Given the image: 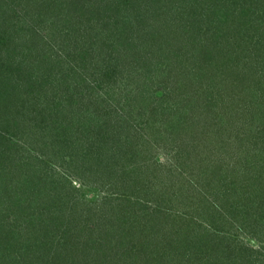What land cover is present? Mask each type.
Here are the masks:
<instances>
[{
  "label": "trees",
  "instance_id": "1",
  "mask_svg": "<svg viewBox=\"0 0 264 264\" xmlns=\"http://www.w3.org/2000/svg\"><path fill=\"white\" fill-rule=\"evenodd\" d=\"M253 1L255 0H143L142 4L156 7L161 18L163 17L156 33L151 32L145 36L144 20L148 10L142 9V14H130V6L125 4V0H4L1 5L8 7L5 8L7 14L3 12L2 21L8 23L10 30L5 44L0 48H6L8 44L11 46L10 55L19 47H22L23 52L18 54L16 60L11 62L7 58L0 64V208L1 205H10L11 210L12 206H20L18 208L23 210L25 206H29L33 211H40V206L33 208L31 197L25 195L30 194V185L37 176L28 171L30 166L24 165L23 158L8 152L10 148L5 136L10 135V132L15 137L25 134L32 138L31 144L37 143V148L34 149L27 146L29 159L39 162V156L43 155L51 161L55 157L57 162L61 156L63 166H75L74 169L81 170L83 176L90 169L97 168L96 165L104 164L107 159L111 175L118 176L115 170L118 161L130 166L138 159L141 160L142 167L141 164L137 167L155 173V169H151L155 168L154 163L145 158L148 147L144 143L150 138L143 132L152 123L153 147H158L162 140L169 145L176 143V147L172 146L171 149L175 151L174 158L180 165H191L192 171L203 165L206 168L207 165H214L212 170L208 169L209 175L227 179V183H222L223 187L219 188H225L221 191V196L227 197V217L209 215L205 209L196 227L187 216L185 219L175 216L169 209L163 211L166 200L173 204L174 200L177 203L183 196L179 193L181 189H175V192L168 195L169 198L159 195L157 205L148 214L143 200L132 197L137 196L136 193L140 191L144 199L155 195L151 192V181L139 176L135 178L138 180H132L131 176L128 177V171L120 173L119 194L123 197L112 199L115 203L109 205L111 220L109 217L103 219L106 227L109 226L115 234L118 232L117 241L114 244L103 241L97 247L92 237L88 236L87 246L95 251L83 264H245L246 256L250 257L248 264H254L252 261L257 260L255 255H259L258 252L248 254L244 250H233L232 246L224 243L226 231L223 230L222 234L219 230L226 224L229 226L231 217L234 219V223L230 224L231 228L240 230L252 227L255 223L264 228V100H259L257 96L259 91L264 93V0L258 1L260 5L257 7L252 4ZM142 4L138 6L141 7ZM232 5L234 9L231 8ZM250 28L253 29L247 31ZM2 41L0 39L1 44ZM201 42L203 47L199 49ZM193 44L199 46L194 56L186 59L188 51L185 47ZM218 54L225 59L216 61ZM131 56L138 62L136 74L139 76L133 82L136 90L131 96L135 101L131 107L135 103L139 104L137 112L140 116H145L148 111L152 113V122L143 121L145 124L139 127L130 123V119L122 114L124 107L115 103L118 91L116 68L120 63L129 62ZM156 58L161 61L157 63ZM232 59L235 63H232ZM200 60L208 63V66H197L196 63ZM211 60H215L217 65L212 76L208 74V68H211L208 61ZM145 68L143 76L144 72L140 71ZM185 79L191 81L185 82ZM192 79L215 80L217 87L218 82L224 85L217 98L211 99L207 107L213 111L223 102V112L218 109L211 115L217 125L227 114L225 97L227 100V97L231 99V95L248 92L253 97L246 102V109L241 108L242 119L247 116L252 119L250 126L246 123L244 127L247 125V128L244 129L248 133L249 128V133L252 134V137L249 136L250 141L253 142L248 143L250 148L243 143L235 148L239 157L235 162L227 163L226 172L208 160L209 156H203L202 151L189 150L192 143L197 142L193 134L195 130L184 127L187 123L195 124L192 116L185 113L189 110V98L182 93L176 95L174 101L170 97L174 96L176 90L184 87L188 90L193 86L191 83L195 81ZM158 80H170L168 84L172 85L171 88L164 81ZM131 82L132 80H127L124 86L128 88ZM156 84L164 85L163 88L160 86L164 91L160 98L156 97L152 88ZM122 86L123 84L120 85ZM157 112L170 115L172 118L169 121L172 123L168 122L166 127L157 129V122L164 116ZM239 113L236 110L232 112L237 115ZM227 125L229 126V121ZM208 129L206 128L207 131L212 130ZM227 133L228 137H237L234 130H227ZM116 139L124 141L127 146L122 152L118 150L122 154L119 158L121 160L116 159V155L120 156L119 152L113 153L114 148L111 146ZM140 142L143 144L139 145ZM66 145H71L72 152L78 151L76 154L80 156L79 161L73 154H62ZM241 154L244 162L240 158ZM68 157L70 159L66 161ZM168 173H172V169ZM205 173H208L207 170ZM6 177L11 180L18 177L20 182L9 186V179ZM169 177L170 175L167 176L168 179ZM188 179L190 183L191 173ZM18 184L25 189L17 187ZM56 193L58 197H63L62 190ZM186 193L185 200L190 207L195 204L191 197L195 199L197 195H203ZM3 194L5 202L1 201ZM174 194L177 196L174 197ZM26 201L27 204L23 207ZM145 201L149 202L147 197ZM10 209L0 210V214L5 215L9 211L11 215L13 210ZM21 210L14 214L21 213ZM138 212L149 215L147 223L141 229L138 226L141 222ZM162 215L165 223L158 221ZM176 218L188 219L189 223L179 225ZM18 220L16 218L15 222L8 223L0 219V264L5 259L12 264H27L30 261V264H47L46 257L37 254L38 249L45 250L44 240H40L43 232H40V224L36 223L39 217L30 216L23 223ZM77 220L78 217L74 218L75 224L73 221L68 222L66 229L60 230L61 235L64 234L63 237L67 238L61 243L62 237H58V245L63 249L64 246L69 249L73 245L71 243L74 242V237L76 240L79 236L84 239L86 237L76 225ZM50 221L53 222V219ZM57 223L61 226L59 218ZM166 223L170 224L166 226ZM41 226L46 225L42 223ZM165 227L170 229L166 228L165 232ZM146 230H150L155 238L150 246L143 235ZM45 231L49 232L48 229ZM56 232L59 233V230ZM259 235L263 234L259 232ZM45 236L48 237V233ZM123 236L130 237L131 240L132 236L139 237L134 242L135 245H132ZM85 247H78L77 254L66 253L58 258L55 256L51 261L67 264L66 262H73L72 259L79 256L75 260L77 262L85 256ZM34 252L36 258H30L29 261V255ZM178 256L182 258L177 259Z\"/></svg>",
  "mask_w": 264,
  "mask_h": 264
},
{
  "label": "rangeland",
  "instance_id": "2",
  "mask_svg": "<svg viewBox=\"0 0 264 264\" xmlns=\"http://www.w3.org/2000/svg\"><path fill=\"white\" fill-rule=\"evenodd\" d=\"M107 1L112 2L114 0H107ZM142 1L143 0H125V4L130 6L129 8L130 14H135L137 12L142 14L144 13L142 9L148 10L147 17L144 20L145 31H143V34L146 36L148 34L150 35L151 32L156 33V29L158 27L159 21L163 17L161 18V15L158 13L156 7H153V8L150 6L147 7L145 4H142ZM258 1L260 0H255L253 1L252 4H254L257 7V5L258 6L260 5ZM1 3H4V0H0V22L2 21L3 12L7 14L5 8L8 7L7 5L2 6ZM140 4H142L141 6L142 8L138 6ZM139 8L141 9L138 10ZM231 8L234 9V5H232ZM239 9L241 8L239 7ZM143 15L146 16V14H143ZM252 17H255V16H252ZM256 19H260V18H258L257 16ZM202 22H205V20H203ZM252 29L253 28H250L247 31H251ZM9 30L10 28H8V23L2 21L0 24V39H3V41H2V44L0 43V47L5 44V38ZM191 32H193V30L190 31V34ZM6 45H7L6 48H3V49L0 48V64H3L4 60L7 58L11 59V62L16 60V58L19 57L18 54H22L23 52L22 47L21 48L19 47L15 49L16 50L15 53L10 55L9 50H11V46H9L8 44ZM201 45H202V42H201ZM198 46H199L198 44H193V45L185 47V50L188 51V56H186V59H190L191 57L194 56L195 50L197 49ZM199 47H200L199 49H201L203 45ZM218 59H225V57L218 54L216 57V61H219ZM192 60H189V61H192ZM155 61L158 63L161 60L156 58ZM231 61L233 63L234 59H232ZM208 62L211 65L210 66L211 68H208L209 70L208 74L212 76L214 72L216 71L217 65L215 64V60H211ZM196 65L204 66L205 68L208 66V63L206 64V62H204L203 60H200V62L199 63L197 62ZM137 68H138V62L135 61L133 56H131L129 62H126L124 64L122 63L118 64V67L116 68L118 72L116 74V77H117L116 89L118 91L116 94L115 103L119 104V106H123L124 110L122 114H124L125 117H128L130 119L129 121L130 123L134 125H138L139 127L145 124L143 121L152 122L151 120L152 113L151 112L149 113L148 111L145 116H140V114H138L139 104L135 103L133 108L131 107V104L135 102L134 97L131 98V96L134 93V90H136L135 84L133 82H135L137 80V77H139L136 74ZM146 69L147 68L140 71L141 73L144 72L142 74L143 76L145 74ZM88 71L90 74L92 73L91 70H88ZM172 75L173 74H171V76ZM159 77L161 76L159 75ZM127 80H132L128 88L124 86ZM141 80H143V78ZM177 80H181V79H177ZM192 80H194L195 82L191 83L193 86H190L188 90L186 87L178 91L176 90V92L174 93V96L170 97L174 101V99L177 98L175 96L180 95L179 93H182L184 96L186 94L189 98L188 100V98L186 97V99L188 100L187 108H189V110L188 112L186 111L185 113H188L189 115L192 116L193 123L195 124L189 125V123H187V125L184 127L190 130L191 128L195 130L193 131V134L195 135V141H197L194 144L192 143L189 150L190 152L202 151L203 156L205 157L206 155L209 156L208 160H211L217 166H219V168L220 167L221 169L223 168L222 170H225L226 172L227 163L235 162L238 159L237 157H239L238 154L235 153V148H237L238 145L241 143L247 144L245 146L250 148L251 147L250 144L253 142V141H250V137H252V134L249 133V128H248V133H246V130L244 129V128H247V125L246 127H244V125L246 123L251 122L252 119L248 116L245 119H242L241 117V108L243 107L246 109V102L251 101V98L253 97L249 92L247 94H237V95L230 94L231 99L227 97V100L225 97L224 101L226 104L225 109H227V114L225 113V115L222 117L224 119L220 120L219 125H217L215 118L213 119L211 115L215 114V112L218 109L221 113L223 112V108H224V104H222L223 102H220L219 105L217 106L218 108H216L213 111L209 110L207 107L211 99L217 98V95L220 93V89H223L224 85H220L221 82H218L219 87H217L215 84V80H207V79H192ZM88 81H91V80H88ZM158 81L163 82L164 80H158ZM169 81L170 80L166 82L165 80L164 83L167 84L171 88L172 85L168 84ZM189 81L186 80L185 82H189ZM217 81L219 80L217 79ZM120 83L123 84L122 87H120L121 85ZM85 84H88V82ZM30 85L33 86V83H31ZM160 86L163 88L164 85H160V84H156L155 86L152 85L153 90L156 92L157 98H160L164 94V91H162L163 89ZM81 88H83V86ZM193 89L194 91H192ZM257 96L259 100H264L263 91H259ZM187 100H185V102ZM126 104L130 106L127 107ZM247 105L249 106L248 103ZM235 110L240 112L239 115L232 114V112H234ZM245 112L247 111L245 110ZM157 113L164 114L163 119L157 122L155 126L157 129L166 127L168 122L170 124L172 123L169 121L172 118L170 115L164 112H157ZM159 118H161V116H159ZM88 120L90 122L91 118L89 117ZM185 121L188 122L187 120ZM228 121H229V126L227 125ZM212 125L214 127H211ZM249 126H250V123H249ZM151 127H154L152 123L149 124L148 127L144 128L146 131H143L144 135L146 136L147 134L148 138H150L148 142L144 143L148 147V149L146 148L145 150V153L147 152L145 158L147 157L148 159H151V161L154 163L155 168H151V169H155V173H152L149 170H146L145 168L143 169L140 168L142 167V162L140 159H138L137 161L133 162L130 166H126L123 163L118 161L115 166V170H117L118 176L111 175L110 173L111 167L108 164L107 159H105L104 164H100V166L96 165L97 168H92L88 172H86L87 173L86 176H83L81 170L79 169L75 170L74 169L75 166H72V167L63 166L61 163V158H60L61 156L59 157L57 162L54 160L55 157L51 161L50 158L45 157L43 155L42 156L38 155L39 160H40L39 162L31 158L29 159L27 156L28 155L27 146H30L31 148L34 149V148H37V143L33 142V144H31L32 138L27 137V135L25 134H19L18 136L15 137L10 132V135L5 136L7 138V146L10 148L8 149V152L10 154H14V156L17 155L21 157V159L23 158L24 165L30 166V168L27 167L29 169L28 171H30L32 174H35L37 176L35 177V181L30 185L32 186L31 190L28 191L32 195L30 194H25V195L29 198L31 197L30 198L31 202L32 204H34L33 208L37 207L38 205L40 206L38 209H40L39 212L40 213L42 212V213L39 214L38 211H33L31 208H29V206L24 207V205L27 204V201L26 203L23 204V207H24L23 210L18 208L20 206H17V207L12 206V210H13L12 211L9 208L10 205L9 206L1 205V208H0L1 211H5L9 209L10 211H12L11 215L9 211L4 213L5 215L0 214L1 221L4 220L5 222L12 223V222H15L14 219L17 218L19 219L18 222L23 223V221L24 220L27 221L30 216L39 217V220H37L36 223L40 224V232H43L41 234L40 240L42 239L44 240L45 250H43V248L41 250L38 249L39 252H37V254L39 256H42L43 258L45 256L47 259V264H58L57 262H54V263L52 262L55 256H57L58 258L60 257V255H63L66 253L75 254L76 250L79 251L78 247L86 246L85 247L86 249L84 248L85 256L77 260L79 264H83L85 260L88 259V257H90L91 254H93L95 251L94 249L92 250L91 247L87 246L88 236L92 237L97 247L98 245H102L103 241H105L106 244L107 243L114 244L117 241L116 237H117L118 232L117 234H115L114 232L110 230L109 226L106 227L104 225L103 219L109 217V220H111L112 215L109 214L111 207L109 205L115 203L114 201H112V199H114V197H123L119 194L120 185L118 181H119L120 173H126L127 171H128L127 174H129L128 177L131 176L132 180L133 179L138 180L135 178H138L139 176V178L143 177V180L148 179L149 181H151V184L153 187L151 192L155 193V195H153L155 197L146 196L147 200L149 201L148 203L145 201L146 197L144 199L142 191L136 193L137 196L135 195L132 197V199L137 197L143 200L144 205L147 206L148 214L151 213L153 208L157 205L158 203L157 197H159V195L164 196L165 198H169L168 195L175 192V189L177 190L181 189L179 193H182L183 196H181L178 199L177 203L174 200L173 204H169L170 201L166 200L165 204L162 207L163 211L165 210L166 212L169 209L171 212H173L175 216L183 217L185 219H186L185 216H187L191 219L192 221L191 224L195 223L196 227L198 226L199 219L203 217L202 215L203 213H205V209L207 210L209 215L216 214V215H223L227 217V208H226L227 207V197L223 198L221 196V191H223L225 188L219 189L223 187L222 183H224V185L227 183V179L224 180V177L219 178V177H213L209 175L210 171L208 169L212 170L214 165L212 166L207 165V168L203 165V167H200L194 171H192L193 168L190 167L191 165L189 167H184L183 165H180L178 161L176 162L174 158L175 151L171 149L172 146L176 147L175 145L176 143L174 145L173 144L169 145V144L163 143V140H162V142L159 143L158 147H153V145L151 144L153 143L152 139H154V137L151 134V131H152ZM206 128H209V129L212 128V130L207 131ZM227 130H234V132L237 134V137H235V135H232V136L230 135L228 137L227 134L229 133H227ZM3 140H6V139H3ZM138 144L141 145L143 144V142H140ZM70 146L66 145L62 149V154L65 156L68 153L73 154L75 156L74 158H76L79 161L80 156L79 154H76V152L78 151L73 150L72 152V148H70ZM111 146H113L114 148L113 153H116V154L119 151L122 152L123 151L122 149L123 148L125 149V147H127L124 141L119 142V140L117 139ZM120 152L118 153V155L120 156L116 155L117 160L122 157V154ZM240 158L243 162L245 161L242 154L240 155ZM69 159L70 158L68 157L66 161ZM140 164L141 166L137 167ZM170 169H172V173H168ZM206 170L208 173H205ZM222 172L221 173L219 172V173L222 174ZM190 173H191V181L189 183L188 178L190 177ZM223 174H226V173L223 172ZM169 175L170 177L168 179L167 176ZM6 178L9 179L8 184H7L9 186L20 182L19 181L20 178L18 177H15L13 180H11L10 177H6ZM33 186L34 187L36 186L37 188H34ZM17 187L21 188L22 190L25 189L21 184H18ZM195 189L197 192L195 191ZM59 190H62L63 192L62 198L58 197L56 193ZM186 192H191L192 195H197V193H202L203 195H197V198L195 199L194 197H191L193 203L195 202V204L193 207H190L188 203H186V200H185V195L187 194ZM173 196L175 197L177 196V194L176 195L174 194ZM2 197L3 199L1 201L5 202L6 200L5 195L3 194ZM17 197H20V196H17ZM17 210H21V213L14 214V212ZM138 213H139L138 215H140V221H141L140 225L138 226L141 229L142 227H144V224L147 223L146 219L148 218L149 215L142 214L140 212ZM229 216L228 218H230ZM76 217H78L76 225H78L83 230L84 235L86 237L84 239L78 235L79 236L78 240L80 241L76 240V238L74 237V242L71 243L73 245L71 247L69 246V249H67L66 246H64V249H63L62 246L58 245V237L59 236L62 237L60 240L61 243L64 241V239H67V238L63 237L64 234L61 235L60 230L61 229L65 230L68 222L71 223L73 219ZM58 218L61 220V226H58V223H57ZM51 219H53V222L50 221ZM158 221L165 223L164 216L162 215L158 219ZM176 221H178L179 225H186L189 223L188 219L184 220V219L176 218ZM229 221L232 224L234 223V219L232 217L230 218ZM42 223L45 224L46 226H41ZM72 223L75 224L74 221ZM166 224H167L166 226H168V224L170 223H166ZM230 224L228 227L226 224L225 227L219 229L222 234H223V230L226 231L224 232V234L226 235L225 241L223 240L224 243H228L227 244L228 246H232L234 248L233 250L235 249H238V251L244 250V253L246 251L248 252V254H251L252 251L258 252L259 255L258 254L255 255L257 257V260L255 259L252 261L251 259V261L254 264H264V249H262L264 248V243H263L264 242V236H263L264 228L260 227L259 225H257V223H255L256 225L252 224L251 225L252 227L238 230L236 229L235 226H234L235 228H231ZM71 226L73 225L71 224ZM166 228L168 230L170 229L169 227H165L163 230L165 231ZM47 229L49 232L45 231ZM57 230H59V233L56 232ZM259 232H261L263 235H259ZM46 233H48V237L45 236ZM143 235H145L144 238H147V241H149V246H150L152 244V241L155 240L150 230H146L145 232H143ZM67 236L69 238V235ZM138 237L139 236H132L133 240H131L130 237L123 236L124 240L128 242L130 240L132 245L134 244V242L136 241ZM227 240L229 241L227 242ZM39 243H36V244L38 245ZM41 243L43 244V242ZM37 248L38 246L36 247V249ZM34 253L29 255L28 257L29 261H30V258L31 259L36 258L37 255L36 253L35 254ZM77 257L79 256H76L75 260L77 259ZM181 258H182L181 256L177 257V259H181ZM245 259H246L245 264H248V259H250V257L246 256L244 257V260ZM6 260L7 259H5V261L2 260V263L5 264V262H7ZM75 260L72 259L73 262H69L67 260L68 262L66 263L67 264H78ZM40 262H42V259H40ZM30 263L31 261L27 264H30ZM7 264H12V263L7 262Z\"/></svg>",
  "mask_w": 264,
  "mask_h": 264
}]
</instances>
